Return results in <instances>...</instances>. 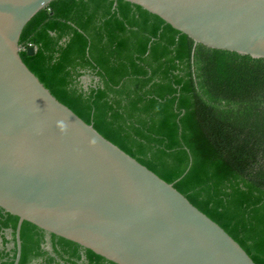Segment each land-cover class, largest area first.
I'll return each mask as SVG.
<instances>
[{"label": "trees", "instance_id": "1", "mask_svg": "<svg viewBox=\"0 0 264 264\" xmlns=\"http://www.w3.org/2000/svg\"><path fill=\"white\" fill-rule=\"evenodd\" d=\"M20 45L60 102L264 264V58L196 44L125 0H55ZM18 223L0 207V264H14ZM21 240L19 264H116L30 222Z\"/></svg>", "mask_w": 264, "mask_h": 264}, {"label": "water", "instance_id": "2", "mask_svg": "<svg viewBox=\"0 0 264 264\" xmlns=\"http://www.w3.org/2000/svg\"><path fill=\"white\" fill-rule=\"evenodd\" d=\"M53 1L0 0V207L19 217L14 264L24 222L116 264H256L174 184L86 123L25 64L22 33ZM125 1L196 44L264 58V0Z\"/></svg>", "mask_w": 264, "mask_h": 264}, {"label": "clouds", "instance_id": "3", "mask_svg": "<svg viewBox=\"0 0 264 264\" xmlns=\"http://www.w3.org/2000/svg\"><path fill=\"white\" fill-rule=\"evenodd\" d=\"M57 126L59 127V129L61 131H65L67 129V125L64 123V121H59L57 123ZM90 143H95V141L94 140L93 141H90Z\"/></svg>", "mask_w": 264, "mask_h": 264}, {"label": "rangeland", "instance_id": "4", "mask_svg": "<svg viewBox=\"0 0 264 264\" xmlns=\"http://www.w3.org/2000/svg\"><path fill=\"white\" fill-rule=\"evenodd\" d=\"M92 82L93 78H91L90 76H85L82 83L85 87H88Z\"/></svg>", "mask_w": 264, "mask_h": 264}]
</instances>
